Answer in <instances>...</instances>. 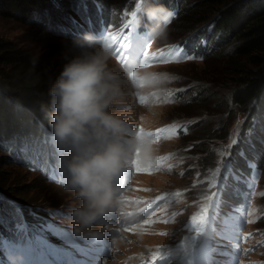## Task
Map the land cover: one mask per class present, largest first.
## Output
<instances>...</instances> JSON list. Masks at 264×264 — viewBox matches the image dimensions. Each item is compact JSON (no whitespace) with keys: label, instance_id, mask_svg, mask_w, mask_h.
<instances>
[{"label":"rangeland","instance_id":"rangeland-1","mask_svg":"<svg viewBox=\"0 0 264 264\" xmlns=\"http://www.w3.org/2000/svg\"><path fill=\"white\" fill-rule=\"evenodd\" d=\"M164 3L175 15L167 39L153 40L143 10ZM179 4L182 12L175 21ZM200 4L201 0H57L43 19L0 17V36L55 80L77 54L74 37L93 32L108 42L109 66L125 81L126 93L122 107L112 110L134 130L142 127L153 150L150 157L141 152L130 158L116 181L119 206L93 226L99 235L85 236L72 226L70 212L81 202L67 188L62 168L56 167L60 153L52 137L46 133V140L42 137L20 152L0 149L5 164L1 171L11 180L0 199L14 206L13 226L0 234V264H32V258L39 264L40 254L59 264H157L162 259L157 256L168 253V261L160 264H264V143L255 140L264 138V130L257 116L232 103L237 76L247 66L234 58L233 44L217 51L216 37H211L210 54L183 50L187 36L204 33L201 19L212 9ZM188 7L194 11L185 14ZM183 18L198 30L180 34ZM110 34L127 35L135 54L147 45L149 54L163 53L170 62L143 67L126 56ZM133 66L145 78L143 88L129 81L126 71ZM149 75L152 79H146ZM141 96L146 103H141ZM164 128L175 131L147 135ZM49 151L52 156L47 157ZM12 156L15 160L9 161ZM134 160L141 171L131 163ZM143 210H148L144 217L128 224L132 212Z\"/></svg>","mask_w":264,"mask_h":264},{"label":"clouds","instance_id":"clouds-1","mask_svg":"<svg viewBox=\"0 0 264 264\" xmlns=\"http://www.w3.org/2000/svg\"><path fill=\"white\" fill-rule=\"evenodd\" d=\"M143 12L149 36L166 40L174 12L162 4H149ZM72 45L77 54L49 89L53 108L49 123L67 188L81 202L70 212L74 231L97 236L93 226L121 202L116 181L130 158L141 152L150 157L153 150L139 131L112 110L122 107L126 93L125 81L109 66V43L85 32L74 37ZM138 71L135 66L126 71L133 84L132 74Z\"/></svg>","mask_w":264,"mask_h":264},{"label":"trees","instance_id":"trees-1","mask_svg":"<svg viewBox=\"0 0 264 264\" xmlns=\"http://www.w3.org/2000/svg\"><path fill=\"white\" fill-rule=\"evenodd\" d=\"M56 1L0 0V17L18 21H33L38 16L43 19L56 6ZM163 5L166 7L167 3ZM200 6L212 9L207 17L201 19L203 37H216L214 50L217 51L233 44L234 58L247 64L235 81L233 105L257 116L264 130V0H201ZM183 11L190 14L194 9L188 7ZM180 12L179 4L175 21L180 18ZM185 21L183 18L178 24L180 34L198 30ZM145 22L148 23L147 20ZM209 29L210 32L206 33ZM36 65L26 52L0 36V149L5 152L9 148L24 151L27 145H34L35 141L46 138L47 132L51 133L49 122L53 108L49 89L55 79L51 72ZM257 138L255 140L260 141L259 144L264 143L261 135L259 140ZM243 147L248 150L249 144L245 142ZM14 158L7 159L13 161ZM21 158L16 157L17 160ZM3 166L5 164L0 161V193H4L10 180L1 171ZM13 215L14 206L0 199V233H6L12 226L10 219Z\"/></svg>","mask_w":264,"mask_h":264},{"label":"snow or ice","instance_id":"snow-or-ice-1","mask_svg":"<svg viewBox=\"0 0 264 264\" xmlns=\"http://www.w3.org/2000/svg\"><path fill=\"white\" fill-rule=\"evenodd\" d=\"M126 27H131V23L129 25H127ZM109 39L113 42H115L119 47H122L123 49L126 50L125 55L132 57L133 60L137 61L141 66L143 67H148L151 66V62H159V63H168L170 62V60L165 57V55L163 53H160L159 55L156 54H149V51H147V45H144V51H141L138 54H135L132 50V44L129 43L128 41V36L127 35H109ZM123 40L124 43L123 45H120V41ZM180 50L177 49V52H179ZM184 59H188L190 57H183ZM133 79L138 83L139 87L143 88L144 87V83H145V78L140 77L138 75V72H134L133 74ZM140 101L141 103H146V100L143 96L140 97ZM175 130L172 128H164V129H160L158 130V132H148L147 135L148 136H167V134L174 132ZM139 133L141 135V137H144V129L141 127L139 129ZM139 155V153H137V156ZM56 162V167H61L60 165V159L57 158L55 160ZM131 163H133L138 171H141V166L138 160H134ZM250 167H253V165H249Z\"/></svg>","mask_w":264,"mask_h":264},{"label":"bare ground","instance_id":"bare-ground-1","mask_svg":"<svg viewBox=\"0 0 264 264\" xmlns=\"http://www.w3.org/2000/svg\"><path fill=\"white\" fill-rule=\"evenodd\" d=\"M166 258V257H165Z\"/></svg>","mask_w":264,"mask_h":264}]
</instances>
